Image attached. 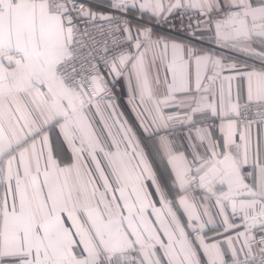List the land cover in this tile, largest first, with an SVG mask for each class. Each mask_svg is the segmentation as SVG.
<instances>
[{
  "label": "snow or ice",
  "instance_id": "snow-or-ice-1",
  "mask_svg": "<svg viewBox=\"0 0 264 264\" xmlns=\"http://www.w3.org/2000/svg\"><path fill=\"white\" fill-rule=\"evenodd\" d=\"M106 3L0 0V264H264V0Z\"/></svg>",
  "mask_w": 264,
  "mask_h": 264
},
{
  "label": "crops",
  "instance_id": "crops-1",
  "mask_svg": "<svg viewBox=\"0 0 264 264\" xmlns=\"http://www.w3.org/2000/svg\"><path fill=\"white\" fill-rule=\"evenodd\" d=\"M87 1H88V3L90 1H94V2H98V3L103 2L104 4H107L106 0H87ZM91 7H92V10L94 11L95 8L93 6H91ZM130 14L134 15V16L137 15L136 13H132V12H130ZM144 20H148V17L145 16ZM153 21H155V20H153ZM204 28H205V26L201 25V30H203ZM204 35L206 36L207 33L205 32ZM155 36H168V37L175 38L177 40L183 38V37H178V36L171 35V34H163L160 31H158ZM197 43L206 47V48L212 47L211 45L208 44L207 40L200 41ZM216 51L218 54H223L224 56L228 57V59H226L224 61V63H226V64L232 63V62H238L241 65L244 63H250V64L254 63L257 67L260 66L259 61L253 60V59L249 58L248 56H246L245 54L235 52V51H229L227 49H219V48H217ZM231 74L232 73L228 70L224 71V75H231ZM117 88L119 89V91L117 92V103H118L117 112H122L123 116L121 117V119L122 120L126 119L128 121V123L131 124L133 126V128L136 130V132H137V134L141 140L142 146L144 147V150L147 154L148 160L152 164V167H153L154 171L157 173V176L160 177L162 180L167 181V177H168V174L170 172V169H169V166L167 164L166 158H164L162 156V154H159L157 152L156 146L146 139V137L142 133L141 129L139 128V124L136 120V116L133 113L131 107L127 104V89L124 86L123 80L120 81V83L117 85ZM96 120H97V124L99 125V117H97ZM110 123H111V121H110ZM186 131H187V129H179L178 128L176 136L174 137V140H175V146L177 148H179V150L188 152V151H190V148H189L190 142L183 135L184 133H186ZM52 140H53L54 144L57 142V140H58L57 131H53ZM183 219L186 223V218H183ZM209 235H212V233H209Z\"/></svg>",
  "mask_w": 264,
  "mask_h": 264
},
{
  "label": "built area",
  "instance_id": "built-area-1",
  "mask_svg": "<svg viewBox=\"0 0 264 264\" xmlns=\"http://www.w3.org/2000/svg\"><path fill=\"white\" fill-rule=\"evenodd\" d=\"M86 3H88V1L86 0ZM90 6H93L95 8L94 11L96 12H105L107 13L109 11L107 4L102 3H98V2H94V1H90L88 3ZM181 11L182 10H178L176 11V14L174 16H172L169 20L168 23H164L161 22L160 24H157L155 21H148V20H144L145 23H151L153 28H154V36L156 35V33L158 31L162 32L163 34H171V35H175L178 37H183L185 38L186 36V32L185 31H181L182 28V24H181ZM130 17H132L133 19L136 18V16L131 15L130 13L128 14ZM192 15V13L189 12H184V19H183V27L186 28L187 24L189 23L188 20V16ZM194 19H192L191 23L194 25ZM175 22V28L171 27L172 22Z\"/></svg>",
  "mask_w": 264,
  "mask_h": 264
},
{
  "label": "water",
  "instance_id": "water-1",
  "mask_svg": "<svg viewBox=\"0 0 264 264\" xmlns=\"http://www.w3.org/2000/svg\"><path fill=\"white\" fill-rule=\"evenodd\" d=\"M196 24V19H194V25Z\"/></svg>",
  "mask_w": 264,
  "mask_h": 264
}]
</instances>
